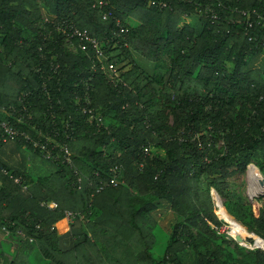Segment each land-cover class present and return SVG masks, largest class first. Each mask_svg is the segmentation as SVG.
Listing matches in <instances>:
<instances>
[{
  "label": "trees",
  "instance_id": "16d2710c",
  "mask_svg": "<svg viewBox=\"0 0 264 264\" xmlns=\"http://www.w3.org/2000/svg\"><path fill=\"white\" fill-rule=\"evenodd\" d=\"M41 4L0 0V116L28 137L3 142L0 127V148L13 146L0 157V264H185L189 248L192 264H264V249L226 236L242 256L222 255L205 235L224 224L214 189L264 239V201L254 225L227 164L264 152V70L250 65L264 57V0ZM208 125L226 151L206 145ZM164 202L182 221L156 255Z\"/></svg>",
  "mask_w": 264,
  "mask_h": 264
},
{
  "label": "rangeland",
  "instance_id": "374dc122",
  "mask_svg": "<svg viewBox=\"0 0 264 264\" xmlns=\"http://www.w3.org/2000/svg\"><path fill=\"white\" fill-rule=\"evenodd\" d=\"M39 2L41 4L42 0H39ZM40 13H41V21L52 20L54 17V15L48 10L47 6H45L44 4L40 5ZM102 66L104 67L105 71L107 72V74L109 75L110 78L112 76L114 77V70L112 68H110V67L108 68L105 63ZM251 66H253L256 69L260 68L261 70H263L262 64L260 63L259 60H256L253 63V65H251ZM165 112H166L167 123L173 124L174 116H173L172 112L170 111L169 107L166 108ZM17 120L22 121L23 119H21V117H17ZM10 142L11 141H8L1 146L0 157L1 156L5 157L6 153L8 154V153L12 152L11 150H9L10 147H11V149H13V146H11ZM205 142H206V145L213 144L219 150L226 151L228 148V143H227L226 139L224 138L223 132L220 130H217V129L214 130V128L211 125H208V130L205 133ZM15 153H17V152H15ZM22 153L24 155H26L27 153L29 154V152L25 151V150H22ZM244 159H245L244 153L241 155L234 154V155H232V159L229 160V162H227L230 170H234V174L231 175L228 179V182L230 184L229 189L234 191V192L240 193L244 197L246 204H249V208H250L249 215L251 218L250 221L253 222V224L255 225V220L257 218H259L260 209H261V207L263 205V201H264L263 199L259 198L260 196H262L261 190L264 188V186H262L261 183H258V180L260 179L259 174L260 173L262 174L258 165L261 164L264 166V152H262L258 149L251 151L250 154L248 155V159L250 160V162L247 163V165H245V167L243 169H241L237 166V163L243 162ZM210 195H211V198H212L213 203H214V211H215L216 215L218 213L222 220H225L226 222L233 224L234 222L231 219L232 216L229 217V215L225 212V210L221 204L218 207V209L215 207V198L217 199L218 203H219V199L222 202L225 201V199L222 196H220L214 189L210 190ZM156 212L157 213H156L155 218H156V220H159V221H157L158 222L157 233L162 232V234H160L158 236L159 241H158L156 248H155V254L161 255V251L165 247L166 241H168V239L166 240L165 237H162L163 233L165 234L164 231H166V233H170V231H172V229H173L174 223L180 221L182 218L178 214V212H176L175 209H172L170 207V204L168 202H164L163 206L160 209H158ZM217 217H218V215H217ZM243 228L245 230H247L244 226H243ZM191 229L195 233L194 229L193 228H191ZM245 230H241L244 232L239 231V235L241 234V236H242L243 233H245ZM248 232H251V231H248ZM205 235H206V239L209 240L208 244L210 245L209 247H206V248H211V250L219 248L218 253L222 254V255L226 254V252H225L226 250H228L230 248H234L237 251V256L239 258L242 256L241 253L239 252V250L237 249L238 248L237 244L233 241H227L226 240V236L230 239H233V240H235V239L228 235V228L225 224H222L221 226L218 227V232H215V236H209V234H205ZM252 241L255 242V240L253 238L245 237L244 238V244H242V245L246 246V248H247L249 245L254 244ZM262 244H263V242H262ZM247 249H253V248L248 247ZM187 252H189V256H188V258H185V264H192L193 262H195V259L197 258V250H195L193 248H189Z\"/></svg>",
  "mask_w": 264,
  "mask_h": 264
},
{
  "label": "built area",
  "instance_id": "2783aa9c",
  "mask_svg": "<svg viewBox=\"0 0 264 264\" xmlns=\"http://www.w3.org/2000/svg\"><path fill=\"white\" fill-rule=\"evenodd\" d=\"M100 2V1H99ZM101 3V2H100ZM162 6H165L166 3L165 2H160ZM243 15H246V12H242ZM249 39H251V37H249ZM93 43H95V40L92 41ZM261 42L264 43V35L263 37L261 38ZM96 45V44H95ZM108 67L112 68L114 70V67L113 65L109 64ZM0 112H3L5 113L6 116H9L11 115L10 112L8 110H4L3 108H0ZM22 119V118H21ZM18 121H21V120H18ZM0 127L3 128L4 130V133L6 134H3V136L1 137V140L3 142L9 140V139H14V138H17L18 136H23L24 138L28 139L27 135L24 134L22 131H20L19 129L13 127V125L10 123L9 120H3L1 119V116H0ZM144 151L147 152V148H144ZM6 172V171H5ZM111 183L112 184H116L117 183V180H116V177H112L111 179ZM264 186V185H263ZM261 195H264V188L261 190ZM56 203L55 202H49L48 203V207H56ZM73 217V213L72 212H67V219L68 221H70ZM263 242V244H262ZM255 244V242H253ZM261 243V244H260ZM260 245H249L248 247L249 248H260V249H264V239L260 238ZM246 247V246H245ZM247 247V248H248Z\"/></svg>",
  "mask_w": 264,
  "mask_h": 264
},
{
  "label": "bare ground",
  "instance_id": "6f19581e",
  "mask_svg": "<svg viewBox=\"0 0 264 264\" xmlns=\"http://www.w3.org/2000/svg\"><path fill=\"white\" fill-rule=\"evenodd\" d=\"M254 167V166H253ZM256 168V167H255ZM257 169V168H256ZM260 179L258 180V183H261L262 179H263V175L260 173ZM251 177V176H250ZM261 185L263 186V184L261 183ZM261 186V187H262ZM258 189V188H257ZM260 190V189H259ZM258 190V191H259ZM220 204L223 207V202L219 199V203L217 201V199L215 198V207L218 209V207L220 206ZM224 208V207H223ZM225 210V209H224ZM218 211V210H217ZM218 217L219 214L217 213ZM229 215V214H228ZM229 217H231L229 215ZM220 218V217H219ZM221 219V218H220ZM231 219L233 220V224H230L229 222H226L225 220H222L224 222V224L227 226L228 228V235L232 238H234L235 240H237L240 244H244V238L245 237H251L255 240V244L254 245H258L260 243V238L258 235H256L253 232H248L247 230H245L242 226V224L240 222H238L237 220H235L234 218L231 217ZM232 225V226H231ZM234 225V226H233ZM238 229H237V228ZM241 230H245V233H243V235L241 236V234L239 235V231ZM244 232V231H241Z\"/></svg>",
  "mask_w": 264,
  "mask_h": 264
},
{
  "label": "crops",
  "instance_id": "0c3cea01",
  "mask_svg": "<svg viewBox=\"0 0 264 264\" xmlns=\"http://www.w3.org/2000/svg\"><path fill=\"white\" fill-rule=\"evenodd\" d=\"M256 60H259V61H260V63L262 64L263 70H264V57H263V56H258L257 58H255L254 60H252V63H251L250 65H253V63H254ZM252 67H253V66H252ZM162 206H163V204L159 205V207H158L156 210L160 209ZM156 213H157V212H156ZM157 221H159V220H157ZM68 242H69V237L64 235V236L61 238V240H60V244L62 245V248H64V247H63L64 244L66 245V244H68Z\"/></svg>",
  "mask_w": 264,
  "mask_h": 264
},
{
  "label": "water",
  "instance_id": "95a60500",
  "mask_svg": "<svg viewBox=\"0 0 264 264\" xmlns=\"http://www.w3.org/2000/svg\"><path fill=\"white\" fill-rule=\"evenodd\" d=\"M261 183L264 185V176H263V179H262ZM236 241H237V240H236Z\"/></svg>",
  "mask_w": 264,
  "mask_h": 264
}]
</instances>
